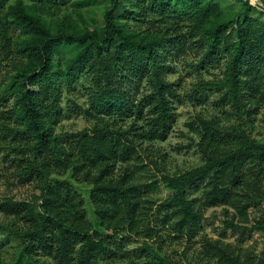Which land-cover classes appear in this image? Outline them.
Listing matches in <instances>:
<instances>
[{"label":"trees","instance_id":"1","mask_svg":"<svg viewBox=\"0 0 264 264\" xmlns=\"http://www.w3.org/2000/svg\"><path fill=\"white\" fill-rule=\"evenodd\" d=\"M8 1L0 0V59L9 58L12 69L2 88L1 129L3 136H12L14 178L33 190L23 200L0 197V214L7 220L0 223V236L7 232L19 241L17 257L9 264H101L132 235L154 238L159 231L146 229L145 223L193 238L205 212L218 206L234 208L242 223L249 222V210L264 202V141L240 127L201 117L197 146L202 165L179 175L165 174L149 159L148 145L167 140L173 130L176 85L168 80L169 60L188 39H195L201 50L197 69L218 66L225 56L224 78L201 86L225 89L222 102L233 109L225 114L244 113L246 87L262 92L264 13L237 0V13L226 14L208 1L195 7L184 33L165 25L158 29L155 23L173 18L179 26L185 10L178 7L185 8L186 0H107L101 25L84 22V27L71 24L69 17L53 25L44 16L45 9L54 8L49 5L15 0L6 7ZM97 3L72 1L79 15ZM140 16L153 17L144 29ZM131 17L139 27L127 24ZM13 29L19 32L15 38ZM83 78L89 81L90 102L84 115L100 118L91 129L57 133L63 90ZM144 157L162 174L160 182L169 192L153 221L144 196L159 181L149 183L145 176L147 181L139 182V175L149 171ZM68 171L75 182L92 186L94 223L74 184L53 181ZM199 192L202 196L195 197ZM253 228L264 230V214ZM205 246L220 264H264V252L258 261L245 262L231 244L207 239Z\"/></svg>","mask_w":264,"mask_h":264},{"label":"rangeland","instance_id":"2","mask_svg":"<svg viewBox=\"0 0 264 264\" xmlns=\"http://www.w3.org/2000/svg\"><path fill=\"white\" fill-rule=\"evenodd\" d=\"M15 0H9L6 3H12ZM26 4L40 3L54 7L53 9H45L44 16L53 25L61 23L65 17H69L71 24L84 27V22L88 25L99 24L103 21L105 12L104 6L107 0H99L91 9L83 8L82 15L76 11L72 5L73 0H24ZM77 1V0H76ZM164 4H172L174 0H162ZM208 1L216 2L222 13L236 14L241 5L237 0H186L185 8L178 7V11H183L185 15L179 22V26H174L176 20L161 19L155 23L156 28L164 29L167 27L174 30H188L189 15L195 7L203 6ZM121 21H127L122 18ZM153 17L140 16V29L146 28L151 23ZM264 19V18H263ZM128 25L139 27V23L131 17L128 19ZM165 25V27H164ZM174 26V27H173ZM142 27V28H141ZM166 29V28H165ZM19 32L12 30L13 38L17 37ZM195 39H188L185 46L174 49L170 58L173 68L168 75V80L175 83V96L173 104L176 113V120L173 130L165 141H156L149 146V159H153L158 163L159 168L169 175L183 174L189 170L202 165V158L198 152L197 143L199 142L198 121L201 117L206 119L216 118L224 127H240L247 130L253 138L258 141H264V76L260 77V91L246 87V94L243 108V114H225V111H233L230 104L222 102L225 89L217 86H210L204 89L201 84L219 82L224 78L226 58L218 66L196 68V63L200 59L201 50L195 44ZM12 74L11 61L0 59V105L3 101L2 88L9 80ZM143 84L141 91L146 89ZM89 81L83 78L71 89L64 88L61 107L62 116L57 125V133H75L84 129H91L100 116L88 117L84 115V109L89 108L90 102L87 97V87ZM254 112L249 116V110ZM230 113V112H229ZM251 117V118H250ZM3 122L0 120V197L11 196L18 200L27 199L31 196L32 188L30 186L20 185L14 178V170L10 166L11 160L16 152L12 151V136L5 137L4 131L1 129ZM147 147V144L144 145ZM144 157V163L147 164L149 171L139 175V182L144 184L149 176V183L159 181L155 191L148 192L144 198L150 201L148 204L152 207L151 220L155 215L157 206L162 203L168 196L169 192L165 185L160 182L162 174L155 169L150 160ZM148 173V174H146ZM146 174V175H145ZM53 181H69L74 184L77 191L82 195L85 201L88 219L95 222L94 208L90 202V193L92 186L83 183H77L72 178V172L68 171L64 176H53ZM14 183V184H12ZM141 184V185H142ZM202 192L195 194V197H201ZM152 203V204H151ZM264 214V202L254 205L248 212L249 222L242 223L240 216L234 208L230 206H218L209 208L205 212V219L201 224V231L193 238L187 236H179L165 230L159 223H145V228H155L159 232L154 238L130 236L126 239L121 250H115L116 255H112L108 260H104L101 264H220L209 250L206 248L207 239L221 240L226 244H231L239 250L245 262L258 261L264 252V230L253 228L261 221ZM7 220L0 214V223ZM233 222L234 225L245 226L246 231L234 230L226 222ZM161 224V223H160ZM156 226V227H155ZM107 232V231H105ZM8 239V240H6ZM19 241L14 237H8V233H2L0 236V264H9L13 262L18 254ZM152 248L154 250H151ZM241 251V252H240ZM156 253V254H155Z\"/></svg>","mask_w":264,"mask_h":264},{"label":"built area","instance_id":"3","mask_svg":"<svg viewBox=\"0 0 264 264\" xmlns=\"http://www.w3.org/2000/svg\"><path fill=\"white\" fill-rule=\"evenodd\" d=\"M245 2H249V4L264 13V4L260 0H244Z\"/></svg>","mask_w":264,"mask_h":264}]
</instances>
